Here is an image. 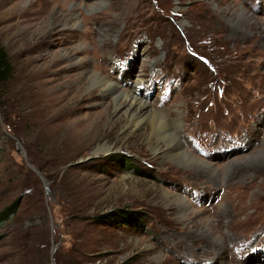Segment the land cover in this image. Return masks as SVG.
Instances as JSON below:
<instances>
[{"label": "rangeland", "instance_id": "obj_1", "mask_svg": "<svg viewBox=\"0 0 264 264\" xmlns=\"http://www.w3.org/2000/svg\"><path fill=\"white\" fill-rule=\"evenodd\" d=\"M0 44V264H65L73 237L82 264H264V0H0ZM125 92L221 171L127 128Z\"/></svg>", "mask_w": 264, "mask_h": 264}, {"label": "bare ground", "instance_id": "obj_2", "mask_svg": "<svg viewBox=\"0 0 264 264\" xmlns=\"http://www.w3.org/2000/svg\"><path fill=\"white\" fill-rule=\"evenodd\" d=\"M247 19L248 16L242 14L243 22L248 21ZM94 75H96V76H92V80L94 83L99 84L100 86H103L110 91L111 89H113V85H112L113 83H110L111 84L110 85L105 78L97 74ZM140 81H142L140 77H139V83H138V79L136 78V85H139ZM116 97H120V98H116L118 103L117 112L118 114H123L127 117L128 119L127 128H130L134 133H137V131H140L145 125L150 124L152 128V137L158 140L159 143H162L166 147L164 155L167 159L172 160L173 162L181 166L185 165L189 167L202 168L209 172H213L214 174H217L216 172L221 171L219 168L209 163H206L205 161L197 159L195 156H193L191 153H189L184 149V146L180 141L182 134L181 122L177 120L176 121L177 124H174L175 126L174 125L172 126L169 119L168 120L166 119L162 111H159L158 109L148 104L144 99L140 98L141 96L139 97V95H137L136 93L130 94L128 92H125V93H121L120 95L117 94ZM121 98H122V103L119 104L120 102L119 99ZM110 149H111L110 147L104 146L97 149L94 152V154L105 153ZM253 157L258 158L259 156L253 155ZM231 166H233V164L231 165L230 163L226 168L228 169ZM164 193L167 197L173 199L180 207L182 211L180 215V220L185 223L190 222V220L187 217V213L194 211V208L191 206V204L181 196L172 195L165 191ZM213 238L217 241L223 239L222 237H213Z\"/></svg>", "mask_w": 264, "mask_h": 264}, {"label": "trees", "instance_id": "obj_3", "mask_svg": "<svg viewBox=\"0 0 264 264\" xmlns=\"http://www.w3.org/2000/svg\"><path fill=\"white\" fill-rule=\"evenodd\" d=\"M11 76H12V66L8 54L5 48L0 44V84L9 80ZM21 200L22 199L18 198L12 202H9L7 205H5L3 208L0 209V226L7 225L8 223H10V221L15 216V214L17 213L18 209L21 206ZM109 216L110 215L108 212L106 214L98 215L97 217L100 218L98 220L108 223V219L111 218ZM126 219L128 223H131L135 226H141L143 223L139 214L137 216L136 215L127 216ZM75 239L77 240L78 238L73 237L72 240L73 242L69 243L71 244V246L68 248V250L65 249L64 253L67 254L65 257L68 258V260L65 261L66 262L65 264H82L83 260L86 258V255L82 253L81 250H79V247L77 248L76 246L77 241ZM82 242L79 244H82Z\"/></svg>", "mask_w": 264, "mask_h": 264}, {"label": "water", "instance_id": "obj_4", "mask_svg": "<svg viewBox=\"0 0 264 264\" xmlns=\"http://www.w3.org/2000/svg\"><path fill=\"white\" fill-rule=\"evenodd\" d=\"M33 170L35 171V173H37V174L41 177V179H42V181H43V183H44V185H45V189H46V191H49V189H48V187H47L48 180H47V179L41 174V172H40L38 169H36L34 166H33ZM56 246H57V243L53 242L52 252H54V251L56 250Z\"/></svg>", "mask_w": 264, "mask_h": 264}]
</instances>
